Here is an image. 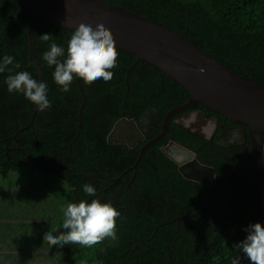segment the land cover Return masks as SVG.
I'll return each mask as SVG.
<instances>
[{
    "label": "trees",
    "instance_id": "trees-1",
    "mask_svg": "<svg viewBox=\"0 0 264 264\" xmlns=\"http://www.w3.org/2000/svg\"><path fill=\"white\" fill-rule=\"evenodd\" d=\"M104 1L162 22L234 73L264 85V0ZM28 12L11 0H0V61L5 55L15 58L8 66L12 71L0 73V172L7 176L29 162L52 179L57 178V185L65 194V207L81 200L88 203L100 200L104 195V201H100L121 213L116 221V240L108 238L90 248L76 244L56 246L64 255L63 263L230 264L240 251L236 244L248 234L245 229L264 219L256 168L251 166L232 174L228 184L231 190L225 199L212 206V212L209 207L203 208L194 216L175 220L177 215L195 212L206 197L190 204L192 193L202 197L203 192L181 178L174 164L158 151L159 142L149 148L155 157L149 151L144 152L134 171L130 167L136 160L138 147L130 150L121 144L107 145L105 134L110 126L108 119L119 116L132 118L140 129L138 122L150 110L157 112L155 123L160 124L164 112L187 99L186 91L145 61H138L129 69L124 83L125 70L135 57L117 49L118 67L111 69L114 77L110 82L100 79L88 85L79 80L84 105L80 111L81 128L75 136L81 100L77 83L73 81L69 92L60 90L54 82V66H48L42 58L51 42L40 39L42 34H51L66 52L73 30L38 17L31 24L33 49L42 83L48 86L51 107L43 112L37 109L32 115L36 106L22 94L9 93L6 84L7 76L18 71H27L38 81L34 64L28 67L25 34ZM17 64L19 68L15 67ZM207 110L222 120L218 113ZM227 121L236 127V122ZM179 127L170 122L168 133L198 157L205 140ZM157 131L158 128L145 138L153 137ZM34 133L36 139L32 137ZM15 146L19 150L10 151L7 159L6 147ZM46 152L61 162L60 169L48 167L51 161L43 155ZM239 155L236 162L247 157ZM64 168L71 173L68 175ZM227 168L225 165L224 169ZM86 183L96 188L95 197L83 191ZM17 187L13 191L7 187L0 194L8 196L10 202L0 211V219L20 217L13 210L15 199L23 201L19 193L28 186ZM169 195L172 197L167 201ZM34 198L38 200L36 192ZM240 258L241 264H250L243 253Z\"/></svg>",
    "mask_w": 264,
    "mask_h": 264
},
{
    "label": "water",
    "instance_id": "water-1",
    "mask_svg": "<svg viewBox=\"0 0 264 264\" xmlns=\"http://www.w3.org/2000/svg\"><path fill=\"white\" fill-rule=\"evenodd\" d=\"M11 1L15 6H22L29 11L25 20L27 60L28 67L31 63L34 64L38 82H42V80L35 62L31 24L34 18L39 17L73 31L80 23L90 24L95 28L97 24L104 22L114 37L117 49L135 57L125 70L124 83H126L129 69L136 62L145 61L162 71L165 76L171 78L186 91L187 99L165 112L159 126V133L140 148L132 165L133 169L138 163L144 147L162 137L171 114L193 109L197 104H202L221 116L247 127L249 157L242 166L245 167L250 163L257 165L260 196L264 202V165L262 162L264 139L260 143V135L264 134V85L250 81L245 75L234 73L222 62L190 42L182 33L170 30L162 22L153 21L104 0ZM201 69L204 71L201 72ZM79 80L75 79L81 99L77 113V128L80 127V111L84 105V96ZM36 110L37 107L34 108L32 115ZM186 128L198 135L191 126ZM123 132L124 138L115 137L112 141L115 143L127 142L126 139L129 135L133 136L132 134H136L138 139L142 138L132 119L119 120L108 135H120ZM160 152L176 164L184 179L202 184H208L212 180L213 169L196 161L190 150L169 141L167 145L160 148ZM235 170L236 168L225 173L223 185L227 183L229 176ZM205 207L202 206V208ZM186 217L189 215L178 219ZM258 223L264 226V219ZM241 254L239 251L235 257Z\"/></svg>",
    "mask_w": 264,
    "mask_h": 264
},
{
    "label": "clouds",
    "instance_id": "clouds-1",
    "mask_svg": "<svg viewBox=\"0 0 264 264\" xmlns=\"http://www.w3.org/2000/svg\"><path fill=\"white\" fill-rule=\"evenodd\" d=\"M40 39L51 42L42 58L48 66H54V82L62 92H69L77 78L88 85L100 79L106 83L113 79L111 69L118 67L119 53L114 37L104 22H100L95 28L90 24L80 23L68 41L66 52L57 45L51 34H42ZM14 59L12 56H3L0 73L6 70L11 72L8 66L13 64ZM15 67L20 66L17 64ZM6 84L9 93L22 94L39 111L43 112L51 107L47 84L38 82L29 72L18 71L8 75ZM83 191L90 197L97 194L96 188L87 183L83 185ZM120 216L121 213L111 204L102 203L99 199H92L90 203L85 200L69 203L64 210V231L58 235L49 231L45 234L44 241L60 248L69 244L90 248L108 238L116 240V221ZM245 231L248 233L246 238L236 244V247L250 264H264V226L260 223L250 224ZM230 264H241L240 255L233 258Z\"/></svg>",
    "mask_w": 264,
    "mask_h": 264
},
{
    "label": "flooded vegetation",
    "instance_id": "flooded-vegetation-1",
    "mask_svg": "<svg viewBox=\"0 0 264 264\" xmlns=\"http://www.w3.org/2000/svg\"><path fill=\"white\" fill-rule=\"evenodd\" d=\"M207 108L208 107H206L202 104H197L196 107L193 109H186L184 111L171 114L170 117L168 118V124H167L166 130L164 131L162 137L158 138L156 141L149 144L147 147H144L142 154L146 151H149L150 152L149 155L151 157H155L153 150L149 149L150 146H152L156 142H159L157 149L160 152V148L167 145L169 141H172V142L190 150L194 154V158L196 159V161H198L199 163H201L203 165L211 167L213 169V176H212V180L210 181V183L202 184V183H199L196 181L187 180V179H184L180 175V173L178 171V167L176 166V164L174 162H172L170 159H168L163 153L160 152L165 158H167L172 164H174L177 173L181 176V178L183 180L186 181L187 184H191L194 186L195 189L201 190L203 192L202 197L196 196L197 194L193 192L192 193V197H193L192 199L193 200L190 202V204L201 201L203 199V197H206V199L203 201V204L198 205V208L196 210H198L200 208L203 209L202 206H206L205 208L207 209L209 207V211L212 212L214 209V207H212V206L216 202H220L222 199H225L227 193L229 192V189L231 190V188L228 187L229 179H230L231 175L234 174L235 172L239 171V170L246 171L251 166H254L257 170V165L255 163H250L249 165H247L245 167L242 166V164H244V162H246V160L249 157V155H248L249 144L247 141V127L245 125H241L238 123H237L236 127L231 126L229 124V122L227 121V119H225L220 114L219 115L222 117V120H219L214 115H210ZM169 109H171V108H169ZM164 114H165V112H164ZM164 114H163V116H164ZM156 115H157V112H151V110L146 111L142 115V118L140 119V121L138 122L140 129L137 127V124L135 123V121L128 116H119L117 118L114 117V118L108 119V121L110 122V126H109L107 133L105 134V143L107 145L121 144L130 150H135L138 147V153H139L140 148L149 139L152 138L151 137V138L146 139L145 136L147 134L154 133L156 128H158V131L156 132V134H154V136L157 135L160 131L159 126L161 125V123L160 124L155 123ZM163 116H162V118H163ZM121 119L122 120L123 119H132L134 121V123L136 124L138 132L141 134L142 138L138 139L136 134H132L133 136L129 135L128 138L126 139V141L130 144H128L127 142H122V143L113 142L112 139H114L115 137H119L122 139L125 136L124 132H123V134H120V135H108L109 132L112 130L114 124ZM170 122L175 123L177 126H180L179 128H183V130L189 132L190 134H192V135H194L200 139L205 140L206 143L204 145H202L200 150L197 152L198 157L196 156V153L194 151H192L191 149L179 144L176 141V139L174 138L173 134L168 133V131H169L168 128H169ZM80 126H81V122H80ZM187 126H191L193 129H195L197 131L196 134H198V135H195L194 133H192V131L188 130L186 128ZM80 128L81 127L77 128V126H76V132L78 131V133H79ZM78 133H75V136ZM13 135H14V137H12V139L14 140L15 134H13ZM32 137L34 139H36L37 134L34 133L32 135ZM43 137H44V135H42L41 138H43ZM263 139H264V134L263 135L261 134L260 135V143H262ZM53 141H54V139H53ZM71 142L72 141H70V143ZM199 143L201 145V142H199ZM12 150L16 151V150H19V148H18V146H15L13 148L12 147H6L5 152H7V153H5V156L7 159L10 158L9 153H11L10 151H12ZM239 153L241 154V156H247V157L241 161L236 162V160L238 158H240ZM47 154H48V152L44 153L43 155L45 157H48L47 161H51L48 163V167L54 168L55 170L60 169V167H62L61 162L56 161L54 158H51L52 155H47ZM262 162L264 165V158L263 157H262ZM225 165L228 166V168L226 170L224 169ZM130 168L134 171L136 169V167L133 169L132 166ZM234 168H236V170L229 176L227 183H225L223 185L225 173L228 170H231ZM64 169L68 175L71 173L69 168H64ZM221 173H224V174H223V176L220 177L219 174H221ZM257 174H258V170H257ZM90 176H93V174L92 175L90 174ZM53 180L55 182H52V183L56 184L57 178L55 177V178H53ZM115 180L116 179L113 178V181H115ZM258 183H259V176H258ZM171 184H172V182L170 183V185ZM177 189H178V187L175 186L176 191H177ZM258 193H259L260 205L263 206V208H264V202L262 201L261 196H260V184L258 186ZM209 194H210V196L208 197ZM171 197L172 196L169 195V196H166L165 199L168 201V200H171ZM104 199H105V196L102 195L100 197V200L104 201ZM179 204H181V203H179ZM201 209L198 212L195 211L191 214L177 215L175 217V220H177V221L181 220L178 218L188 216V215H189V217L194 216L195 214L199 213L201 211ZM183 219H186V218H183Z\"/></svg>",
    "mask_w": 264,
    "mask_h": 264
},
{
    "label": "crops",
    "instance_id": "crops-1",
    "mask_svg": "<svg viewBox=\"0 0 264 264\" xmlns=\"http://www.w3.org/2000/svg\"><path fill=\"white\" fill-rule=\"evenodd\" d=\"M52 182L55 181L52 179ZM53 185L62 189L57 182ZM49 194L54 195L53 203ZM43 195L42 197H46V200L41 207L46 209L37 207L35 210L37 215L34 217L0 219V226H3L0 227V235L3 234L2 236L8 240L5 244L0 243V264H64L63 253L57 249L56 245L50 246L46 240L44 241V236L49 231L53 235L64 231L62 227L64 215L60 219H55L51 211L58 208V198L63 199L65 194L60 190H52ZM0 197L7 200L8 196ZM4 206L6 204H3ZM62 207L66 209L64 204ZM26 227L33 229L27 230ZM15 239L16 243H14Z\"/></svg>",
    "mask_w": 264,
    "mask_h": 264
},
{
    "label": "rangeland",
    "instance_id": "rangeland-1",
    "mask_svg": "<svg viewBox=\"0 0 264 264\" xmlns=\"http://www.w3.org/2000/svg\"><path fill=\"white\" fill-rule=\"evenodd\" d=\"M18 185H25L28 187L27 189H23L21 193H19L24 199L23 201L20 200L19 197L15 199L16 208H14L13 210L15 213H18L20 215V217L17 218L34 217L35 215H37L35 214V210L37 209V207H41L43 202L46 200V197H42L43 194H46L52 190L62 191V189L57 188L52 184V177L50 174L49 175L45 174L43 171H40L34 166H32L29 162L19 166L18 171L9 172L7 176H2L0 172V194L7 187L10 188L11 191H13L14 188L19 189V187H17ZM64 187L65 186H63V188ZM35 192L38 200L34 198ZM49 196L52 199L51 203H53L54 195L49 194ZM64 200L65 197L63 199L58 198V208H54L51 211L53 213V218L60 219V217L64 215V208L62 207V205L64 204ZM8 203H10L9 200H5L3 202V200L0 199V211L3 210L2 209L3 204H8ZM41 208L46 209V207H41ZM26 229L29 230L33 228L26 227ZM7 241L8 240L6 237L0 235V243L5 244ZM14 243H16V239ZM25 243H26V237H25Z\"/></svg>",
    "mask_w": 264,
    "mask_h": 264
}]
</instances>
